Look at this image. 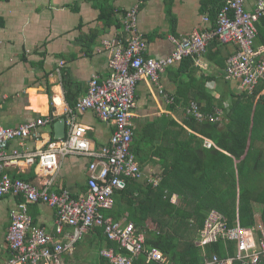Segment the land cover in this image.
I'll use <instances>...</instances> for the list:
<instances>
[{"label":"crops","instance_id":"1","mask_svg":"<svg viewBox=\"0 0 264 264\" xmlns=\"http://www.w3.org/2000/svg\"><path fill=\"white\" fill-rule=\"evenodd\" d=\"M106 3L113 7L112 18L119 20V27L115 24L109 26L100 19L99 0H0V15L4 18V26L0 28V93L8 95L0 107V123L6 126H18L39 116L48 115L54 118L51 125L41 129L43 134L41 141L29 138L22 146L19 140H14L11 143L12 146L35 149L45 145L49 139H55L54 122L66 117L65 106H70L66 94L68 93L71 99L76 101L86 93L89 81L95 74L102 77L108 75L109 49L104 46L103 40L121 38L126 40L128 35L123 30L122 17L134 4L140 5L139 27L147 39L146 55L155 58L171 54L174 49L170 39L172 35L185 36L196 29L211 26L213 20L211 11H216L211 0H106ZM246 4L252 9L254 0H246ZM205 17H208L209 22L205 20ZM92 31L97 33L88 46L86 39L93 38ZM236 50V45L231 43L221 47V53L217 57L226 59L225 67L208 58L207 52L200 57H192L194 64L184 71H179L181 62L168 66L161 73L160 78L165 89L164 94L159 93L158 87L149 79L141 80L136 89L137 105L134 118L136 129L147 121H155L159 128L165 131L168 127V119L172 118L186 127L189 132L195 133L184 124L186 117L193 116L188 114V106L181 103L171 108L172 103L168 102L167 95L173 96L174 102V95H178V90L184 94V99L185 96L190 98L189 105L193 101L198 103L199 100L205 108H211L209 113L215 114L218 110L222 111L217 121L222 129L228 128L230 122L235 128L241 124V127L245 126L249 131H252L253 127H258L259 124L262 127L264 118L255 117L258 114L256 102L254 104L250 102L246 95L251 93L241 88L240 79L226 78L228 58ZM64 80L69 82L67 89ZM181 83L187 86L180 89ZM55 96L59 105L52 102ZM198 104L202 109V104ZM77 116L78 121L87 127L86 136L94 146L100 147L108 142L114 129L112 124L102 122L92 109L78 112ZM179 131L176 127L166 131L170 132L171 137L167 136L165 140H170ZM198 136L203 139V146L206 149L215 148L231 155L217 146L212 138L200 134ZM180 138L181 135L178 133V139ZM206 141L213 142V146H206ZM254 144L256 154L260 152L256 155L254 166L259 171L257 165L261 163L264 165L262 159L264 130L262 132L256 130ZM178 151L172 153L168 160H175L178 157ZM213 154H216L220 160L223 159L216 152ZM89 161L87 156H65L52 189L58 193L67 189L75 198L85 193ZM157 161L158 158H155L154 161L141 166L148 175L160 178L159 185H161L166 169ZM7 171L38 185H43L49 178V174L38 163L28 164L21 161L9 167ZM206 172L203 173V179L206 178V181L200 182L201 186L211 188L212 185H216L217 188L225 186L226 173L223 163L221 166L219 162L217 168H208ZM200 174L198 172L197 176ZM210 177L211 181L208 180ZM167 178H170L171 184L180 185L178 182H182V178L177 175H167ZM137 182L145 184V181ZM260 185H263L261 187L263 190L264 182ZM207 190L206 188L199 190L198 195H209ZM166 192L169 190L166 189ZM212 196L215 197L214 194ZM22 199L23 197L13 195L0 197V261L11 255L6 242L10 223L9 213L10 209ZM193 201L197 202L195 196ZM171 202L185 211L196 208V203L190 209L178 205L179 202L180 204L184 202L178 192L173 193ZM155 205L156 203H153L150 206L148 218L145 220V226L149 230H157V222L152 219L156 211ZM29 211L37 224L44 226L59 240L65 239V235L73 230L72 227L67 226L64 234L58 235L55 229L57 209L51 205L41 202L32 203L29 205ZM256 213L261 214L259 211ZM128 214V211L125 212L120 220H127ZM163 214L162 212L160 217ZM176 217L177 215L173 216L174 219ZM190 217L196 218L194 215ZM201 229L197 232L195 240ZM98 242L99 236L94 230L89 231L77 243L74 252L62 254L61 264H75L79 257L78 252L84 246L96 251L95 264H97L101 248Z\"/></svg>","mask_w":264,"mask_h":264},{"label":"built area","instance_id":"2","mask_svg":"<svg viewBox=\"0 0 264 264\" xmlns=\"http://www.w3.org/2000/svg\"><path fill=\"white\" fill-rule=\"evenodd\" d=\"M221 1L214 26L196 29L185 36L172 35L173 51L158 58L146 55L147 39L139 27L140 5L137 3L128 8L122 17L123 30L128 35L126 40H103L109 49L108 75L95 74L75 107L65 106V137L49 139L45 145L35 149L12 146L14 140H19L22 146L29 138L41 141V129L51 125L54 118L39 116L18 126L0 123V197H23L10 209L6 242L11 255L0 264H61L62 254L74 252L77 243L96 227L103 228L107 238L117 244V249L104 247L100 251L108 264H132L142 254L146 255L147 262L176 264L157 246L146 245V230L139 229L132 221L114 219L105 212L115 207V194L125 190L128 181H145L154 186L160 184V178L144 172L133 150L136 89L141 80L149 79L158 87L159 93L164 94L161 73L186 57L205 54L213 39L237 47V52L227 61V79H240L241 88L250 93L264 80V45H256V23L264 16V0H254L252 9L247 7L246 0ZM205 20L209 22L208 17ZM167 97L168 102L173 103L174 97ZM7 98V94L0 93V107ZM52 102L59 105L56 96ZM88 109L94 110L102 122L114 127L108 142L100 147L94 146L87 138V127L78 121L77 113ZM187 112L197 120L212 122H217L222 114L220 110L215 114L206 113L195 101L188 105ZM205 144L213 146L211 141ZM67 155L90 159L87 190L77 198L67 189L59 193L52 189L62 159ZM21 161L38 163L49 178L43 185H38L7 171ZM37 202L57 209L55 229L58 235L64 234L67 226L73 228L65 239L59 240L44 226L34 223L29 205ZM260 217L261 214L256 213L253 225L244 226L239 219L235 225H230L222 212L210 209L195 240L196 245L202 247L199 264H264V222ZM219 241L235 244L234 253L227 250L222 257L217 253L208 254L207 245ZM121 250H127V253Z\"/></svg>","mask_w":264,"mask_h":264},{"label":"trees","instance_id":"3","mask_svg":"<svg viewBox=\"0 0 264 264\" xmlns=\"http://www.w3.org/2000/svg\"><path fill=\"white\" fill-rule=\"evenodd\" d=\"M213 1L214 10L212 14V25H215L218 9L222 3L221 0ZM100 4V19L104 20L106 24L120 26L119 20L115 17L112 18L113 7H110L106 0H99ZM97 6V5H96ZM126 12V11H125ZM258 29V35L256 38V45H264V16H261L256 23ZM4 26V18L0 15V28ZM93 38L86 39L88 46L93 42L96 31H92ZM208 47L207 57L214 60L222 67L226 66V59L217 57L221 53V44L217 39H213ZM237 52L234 51V53ZM194 64L192 57H186L181 61L179 71L186 70L190 65ZM65 88L69 86V82L65 81ZM185 83L180 84V89L185 88ZM178 95L175 96L174 102L171 104V108H175L179 104L183 103L184 106H188L190 98L185 96L178 90ZM248 99L253 104L256 102L257 108L264 109V80H262L256 87L253 93L246 94ZM67 101L70 107H75L76 101H73L70 95L66 94ZM183 99V100H182ZM198 103L202 104L198 100ZM202 110L205 112H211V108H205L204 104L201 105ZM264 113V111H262ZM184 124L194 130L195 133L188 131L186 127L178 123L176 120L169 118L168 127L166 130H161L155 121H147L136 129L135 141L133 144V150L137 155V159L140 164L145 165L150 161H154L158 158L157 162H160L166 169L165 177L161 185L154 186L152 183L145 184L139 183L136 180L128 181V186L123 191H117L115 194L116 205L111 211H106L107 215H111L114 219H120L125 212H129L126 221H132L139 229H144L147 232L146 245L148 247L157 246L167 256L171 258L176 264H199L202 261V247L197 246L195 243V237L192 241L181 242L183 236L180 233L173 232V225L169 222L174 219L173 216L177 215L183 222L188 224V227L192 225L190 221L195 216L198 221V231L203 227V223L207 216L206 211L210 209H218L222 212L228 220L230 225H235L237 219L240 220L242 225H253L255 223V216L257 210V204L260 205L261 220L264 222V189L251 186V171L254 169L251 167V161L253 153L255 151V132L258 127H253L252 131L247 130L245 126L241 127L234 124L228 125V128L222 129L218 122H212L206 120L200 122L193 116L186 117ZM179 128L178 133L171 137V128ZM208 136L212 138L217 146L222 150L227 151L231 155H228L218 149L208 150L203 146V139L198 136ZM163 141V142H162ZM178 149H180L178 151ZM178 151V157L175 160H168L171 158V154ZM217 155L223 159H219ZM221 162L225 165L226 184L224 187L217 188L216 185L203 187L201 186L203 179V173L208 168H217L218 163ZM201 173L197 176V173ZM212 172V171H211ZM207 173V172H206ZM177 175L182 182L180 185L171 184L170 178L167 175ZM217 175V169H216ZM166 179V180H165ZM176 179V178H175ZM211 181V177L208 179ZM209 192V195H198L199 190L205 189ZM166 189L169 192H166ZM218 190V191H217ZM174 192H178L183 199L190 197V201L195 196L197 198L196 208L186 211L181 207L171 202V197ZM214 198H213V194ZM156 203L155 208H160L164 213L166 220L153 219L157 222V230H149L145 226V220L148 218V212L150 206ZM126 204L128 206L126 207ZM156 212V211H155ZM209 212V211H208ZM34 223L36 221L34 220ZM97 236H99V260L97 264H108L106 258L101 255V249L103 247H116L117 244L110 241L103 232V228L96 227L93 229ZM227 245V248H226ZM206 250L208 254L217 253L219 256H225L227 250L230 254L235 251V244L232 242L226 243L225 241H219L207 245ZM123 253H127V250H121ZM132 264H157L155 262H147L146 255L142 254L133 261Z\"/></svg>","mask_w":264,"mask_h":264},{"label":"rangeland","instance_id":"4","mask_svg":"<svg viewBox=\"0 0 264 264\" xmlns=\"http://www.w3.org/2000/svg\"><path fill=\"white\" fill-rule=\"evenodd\" d=\"M258 111V114L255 116L257 117L258 119H260L261 117L264 118V113L262 111H264L263 108H259L257 109ZM260 113V114H259ZM255 120V118L253 119V121ZM259 126L261 127V124H259ZM264 125L258 129V131L262 132L264 129H263ZM260 152H258V154H256V151H254L253 153V158H252V161L251 163V166L254 168V166L256 165V155H259ZM262 159H263V162H264V155H262ZM258 168H259V171H257L255 168L251 171V180L253 179L252 182H250L251 186L253 187H256V188H261L263 185H260L262 182H264V165L263 163L257 165ZM261 182V183H260ZM186 200L184 199V202H181L182 204H179L180 206H183L185 208H189L191 206H193L196 202H194L193 200L190 201V197H185ZM195 206V205H194ZM257 210H261V207L260 205L257 204ZM159 212H161V209L160 208H156V212L154 214V218L155 219H158L160 221H164L166 220L164 214L163 216L160 217V214H162V212L159 214ZM192 222V225H190L188 227V224L186 222L188 221H185L183 222L179 217H176L175 219L171 220L169 222V224H172L173 225V232H177V233H180L182 234L183 236L182 237V241L181 242H185L187 241H192L194 239V237L196 236L197 234V231H198V221L196 218H191L190 220ZM89 246V245H88ZM96 251H94V249H89V248H85L82 247L81 251L78 252L79 253V257L77 258L78 260L76 261L75 264H95L97 261H96Z\"/></svg>","mask_w":264,"mask_h":264},{"label":"water","instance_id":"5","mask_svg":"<svg viewBox=\"0 0 264 264\" xmlns=\"http://www.w3.org/2000/svg\"><path fill=\"white\" fill-rule=\"evenodd\" d=\"M55 126V138H63L66 136L67 126L66 117H62L58 121L54 122Z\"/></svg>","mask_w":264,"mask_h":264}]
</instances>
